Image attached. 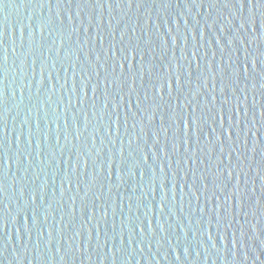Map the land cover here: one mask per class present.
Listing matches in <instances>:
<instances>
[{
	"label": "water",
	"instance_id": "1",
	"mask_svg": "<svg viewBox=\"0 0 264 264\" xmlns=\"http://www.w3.org/2000/svg\"><path fill=\"white\" fill-rule=\"evenodd\" d=\"M0 264H264V0H0Z\"/></svg>",
	"mask_w": 264,
	"mask_h": 264
},
{
	"label": "snow or ice",
	"instance_id": "2",
	"mask_svg": "<svg viewBox=\"0 0 264 264\" xmlns=\"http://www.w3.org/2000/svg\"><path fill=\"white\" fill-rule=\"evenodd\" d=\"M3 96V91L2 90H0V97H2Z\"/></svg>",
	"mask_w": 264,
	"mask_h": 264
}]
</instances>
